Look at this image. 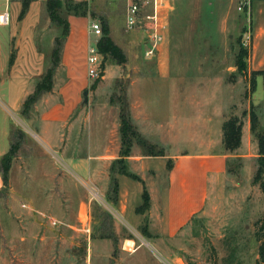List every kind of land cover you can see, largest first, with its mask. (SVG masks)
<instances>
[{
  "label": "rangeland",
  "instance_id": "rangeland-1",
  "mask_svg": "<svg viewBox=\"0 0 264 264\" xmlns=\"http://www.w3.org/2000/svg\"><path fill=\"white\" fill-rule=\"evenodd\" d=\"M72 2H84L86 7V21H77L80 29L90 34L88 23L100 18L102 33L107 27L126 62L117 64L102 56L103 76L90 79L82 38H72L69 29L50 90L35 94L40 80L33 77L19 109L5 115L6 99L0 95V150L6 152L0 162L11 145L18 147L4 183V163L0 164V264H254L258 246L254 223L264 212L259 187L264 184V143L259 141L264 138V83L259 75L251 77L255 70H264V65L253 69L264 63L257 0L175 1L166 22L171 77L164 79L155 76V52L145 56L152 49L143 43L145 30L153 25L146 19L151 0ZM131 3L138 4L141 22L128 27ZM40 6L38 26L20 45L18 33L7 40L12 9L0 1V12L8 13L7 24L0 27V91L7 89L11 54L33 69L39 51L50 60L57 29L43 1ZM241 51L246 53L243 76L234 65ZM65 55L68 65L63 63ZM172 107L184 120L162 132L159 126L171 123ZM199 111L203 122L194 125L190 118ZM250 111L258 122L247 136ZM121 116L128 117L133 132L129 145L121 144ZM231 116L241 120L243 137L228 164L233 174L213 191L206 215L161 241L142 237L140 226L138 232L125 225L110 203L115 176L124 169L123 157L195 149L223 152L221 126ZM157 136H164V141L154 144ZM88 155L91 160L83 163L90 164L89 174L73 166L76 160L66 161ZM159 162L156 159L153 169ZM85 217L89 225L83 227ZM129 238L135 239L130 248L124 242ZM135 250L132 256L127 253Z\"/></svg>",
  "mask_w": 264,
  "mask_h": 264
},
{
  "label": "crops",
  "instance_id": "crops-1",
  "mask_svg": "<svg viewBox=\"0 0 264 264\" xmlns=\"http://www.w3.org/2000/svg\"><path fill=\"white\" fill-rule=\"evenodd\" d=\"M0 1H3L6 7L8 6L12 9V16L9 19L11 25L7 32L8 42L11 40V35L16 37L17 33V41L19 43L22 42L25 39L27 32H33L38 26L41 18L40 3L41 1L44 2L45 0H30L27 11L20 20L18 19L22 5L20 0ZM175 1L185 0H155V20L157 21L155 32L160 35V41L154 46V52L156 54L154 62L157 68L155 76L156 78L160 79L171 77L172 67L168 48L169 33L166 22L168 21L170 11L174 6L173 4ZM257 4L258 18L263 22V26L259 29V33L264 37V0H257ZM165 5L168 6L167 11L165 9ZM1 14L3 13L0 12V15ZM86 19L87 16H68L70 35L72 38H74L75 35L81 36V47L84 46L83 49L85 53L86 48L89 45L87 41L90 40L89 38H91L92 41L93 37L91 34H87V32L82 31L77 25V21L80 20L84 22ZM98 19L95 20L101 23L100 18ZM91 22H89L87 25L88 29ZM1 26H3V24H0V27ZM145 31L147 33V37L143 43L147 49H150L149 46L151 45V41L149 39V35L150 33H153V25L152 28H148ZM38 53L40 54L39 62L33 63L37 66L34 69L32 64L24 66L20 63V59H15L14 57L12 63L9 65L8 58V69L6 73L7 89H5L4 92L0 91L1 97L6 99V107L3 111L4 115L8 112H15L19 109L20 104L26 95L27 86L30 79L33 77L39 78L43 74L42 66H46V58L41 51ZM68 61L69 57L66 55L63 56V63L65 65L70 64ZM2 63L3 61H1L0 66V76L3 75ZM21 65L23 66L21 67ZM262 65H264V63L262 64V62H259L258 66L253 69H262ZM139 78L141 77L139 76ZM67 80L71 81L68 72ZM256 83L257 80L255 81V86ZM174 95L178 96L179 93ZM200 107L201 105L199 108ZM176 108H171L173 109L171 123H168V125L159 126L160 131L164 132L166 129H169V127H173V125V128H176L180 121L184 120V118L180 117V113L178 110H176ZM142 110L147 112L148 109L146 110V106L143 105ZM190 122L194 125H201L203 122V116H201V112L199 111L197 116L190 118ZM249 129L250 125L248 122V126H246V134L248 133ZM247 136L249 135L247 134ZM241 137H243L242 133ZM163 141L164 136H157L154 144H158L159 142ZM222 149L223 152L219 153H207V149H205L206 151L203 149H195L190 151L181 150L176 154L166 152L162 155L131 153L123 157V173H118L115 176L114 180L116 184V190L114 193V198L110 200V203L117 212L118 216L122 218L125 225H127L131 230L139 232L138 227H141L142 237H146L147 239L154 241L172 238L193 219L206 215V206L209 200L212 198L213 191L222 186V184L227 180V177L230 176V174H233L229 170L228 164L231 159L234 158V154L232 152L225 151L223 143ZM5 153L6 152L4 150H0V157ZM89 156L90 155H88V157H74L75 159L68 158L66 161L72 162L76 160V162L73 163V166H75V168L77 167V170L82 169V171L84 170L87 174H89L91 166L89 163L84 164L87 162L86 159L91 160ZM99 158L101 157L99 156ZM156 159L160 160L159 166L157 169H153ZM169 162L171 164L170 166H168ZM130 173L136 175L139 180L129 177L127 174ZM143 191L147 192L149 201L148 208L141 212L137 209L143 202ZM86 220L87 222L82 220L81 224L83 227L89 225V218ZM124 242H128V244L135 243V239H125ZM130 246H132V244ZM137 251L138 250L127 253L132 256L134 255L132 253H136ZM136 257H139V255Z\"/></svg>",
  "mask_w": 264,
  "mask_h": 264
},
{
  "label": "trees",
  "instance_id": "trees-1",
  "mask_svg": "<svg viewBox=\"0 0 264 264\" xmlns=\"http://www.w3.org/2000/svg\"><path fill=\"white\" fill-rule=\"evenodd\" d=\"M73 0H45V7L47 11V15L49 21L52 25L57 29V35L54 41L53 46L50 49L49 53V62L46 61L45 71L39 77L40 80L36 86V92L41 90H50L52 86V76L56 66L59 63V55H60V46L64 38L68 34L69 25H68V16L73 15L77 17H85L86 16V7L84 2H72ZM22 5L18 15V19H22L25 15L30 0H21ZM101 24L103 25L102 20L100 19ZM104 26V25H103ZM96 47L98 52L103 56L114 60L117 64H122L126 62V58L122 53L121 49L113 42V40L108 35V28L103 27V33L101 34ZM245 52L241 51L240 56L237 58L235 62L236 72L239 76H243L246 73V64H245ZM14 55L11 54L9 59V65L12 63ZM254 75H259L263 79L264 83V70L254 71L251 73V77L254 79ZM38 94V93H37ZM27 100H25L26 102ZM257 116L254 111L249 112V125L250 131L254 133L257 128ZM241 127L242 122L235 116L229 117L222 124V143L225 151L233 152L241 144ZM121 144H130V135L133 133L131 130V126L128 120V117L121 116ZM131 131V132H130ZM131 133V134H130ZM260 143H264V138L259 137ZM17 146H12L9 148L6 155L1 158L0 164L1 166V177L3 183L6 182L10 159L15 155L17 151ZM152 155H162L157 153H151ZM127 156V155H125ZM170 162L168 166H170ZM260 166V165H259ZM259 166L253 176V183H257L258 175H259ZM120 173H123V170H119ZM129 177L133 179L139 180V178L134 174H127ZM113 189L116 190L115 181H113ZM260 190L264 195V184H259ZM115 192V191H114ZM143 202L141 206L137 209L138 211H144L148 208V194L146 191H143L142 195ZM253 237L255 241L258 243L257 246V260L254 264H264V212L258 220L254 223V231Z\"/></svg>",
  "mask_w": 264,
  "mask_h": 264
},
{
  "label": "built area",
  "instance_id": "built-area-1",
  "mask_svg": "<svg viewBox=\"0 0 264 264\" xmlns=\"http://www.w3.org/2000/svg\"><path fill=\"white\" fill-rule=\"evenodd\" d=\"M152 2V11L150 15L146 16V19L153 21V33H150L149 39L151 41V47L149 51L145 53V56H149L152 52H154L155 44L160 41V35L155 32L156 29V11H155V0H151ZM144 3L149 4V1H145ZM139 7L136 3H131L128 14L126 16L127 25L128 27H132L133 25H136L140 23L139 17L136 15L138 12ZM8 22V14L3 13L0 15V23L1 24H7ZM89 32L92 35L93 39L89 43V45L86 48V72L87 76L92 79L96 80L103 76L102 74V55L98 52V49L96 47V44L102 34L101 31V24L97 21H92L89 26ZM87 217H85L84 222H87Z\"/></svg>",
  "mask_w": 264,
  "mask_h": 264
},
{
  "label": "bare ground",
  "instance_id": "bare-ground-1",
  "mask_svg": "<svg viewBox=\"0 0 264 264\" xmlns=\"http://www.w3.org/2000/svg\"><path fill=\"white\" fill-rule=\"evenodd\" d=\"M130 245H131V243L128 244V247H129V248L131 247Z\"/></svg>",
  "mask_w": 264,
  "mask_h": 264
},
{
  "label": "water",
  "instance_id": "water-1",
  "mask_svg": "<svg viewBox=\"0 0 264 264\" xmlns=\"http://www.w3.org/2000/svg\"><path fill=\"white\" fill-rule=\"evenodd\" d=\"M85 94V93H84Z\"/></svg>",
  "mask_w": 264,
  "mask_h": 264
}]
</instances>
